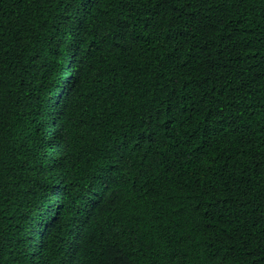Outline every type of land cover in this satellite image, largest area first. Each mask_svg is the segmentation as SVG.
I'll return each instance as SVG.
<instances>
[{"label":"trees","instance_id":"obj_1","mask_svg":"<svg viewBox=\"0 0 264 264\" xmlns=\"http://www.w3.org/2000/svg\"><path fill=\"white\" fill-rule=\"evenodd\" d=\"M0 264H264V0H0Z\"/></svg>","mask_w":264,"mask_h":264},{"label":"snow or ice","instance_id":"obj_2","mask_svg":"<svg viewBox=\"0 0 264 264\" xmlns=\"http://www.w3.org/2000/svg\"><path fill=\"white\" fill-rule=\"evenodd\" d=\"M86 2H87L88 4H90V3H91V0H86Z\"/></svg>","mask_w":264,"mask_h":264}]
</instances>
